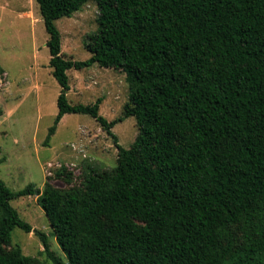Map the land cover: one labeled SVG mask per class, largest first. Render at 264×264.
<instances>
[{"label":"trees","instance_id":"obj_1","mask_svg":"<svg viewBox=\"0 0 264 264\" xmlns=\"http://www.w3.org/2000/svg\"><path fill=\"white\" fill-rule=\"evenodd\" d=\"M49 34L58 113L94 117L118 148L112 168L87 163L49 181L11 189L0 179V264H45L12 244L33 226L12 200L36 195L66 260L37 231L53 264H264V0H36ZM97 3L87 60L62 52L56 21ZM122 70L123 115L108 120L102 98L70 103L67 71ZM3 68L0 65V71ZM134 116L135 141L112 131Z\"/></svg>","mask_w":264,"mask_h":264},{"label":"rangeland","instance_id":"obj_2","mask_svg":"<svg viewBox=\"0 0 264 264\" xmlns=\"http://www.w3.org/2000/svg\"><path fill=\"white\" fill-rule=\"evenodd\" d=\"M99 9L87 2L71 17L56 21L62 34V52L74 60H87L88 37L98 27ZM46 30L36 0H0V179L11 189L20 190L32 183L42 188L46 181L66 186L56 172L66 166L73 170L74 184L91 163L96 168H112L118 160V148L97 120L86 113L63 116L45 145L49 129L58 113L57 99L61 85L52 74ZM70 103L91 104L102 98L100 113L108 120L123 115L129 86L122 70L91 66L67 71ZM112 131L119 144L129 147L139 129L134 116L118 121ZM12 205L33 229L12 231V244L23 253L53 264L44 253L37 231L45 233L50 248L66 260L64 251L36 195L12 200Z\"/></svg>","mask_w":264,"mask_h":264}]
</instances>
